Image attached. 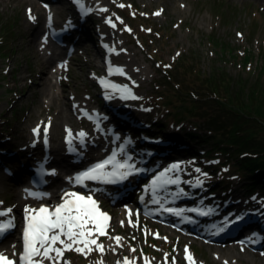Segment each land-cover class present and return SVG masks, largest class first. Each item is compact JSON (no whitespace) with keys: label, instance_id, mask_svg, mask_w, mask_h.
Returning a JSON list of instances; mask_svg holds the SVG:
<instances>
[{"label":"rangeland","instance_id":"374dc122","mask_svg":"<svg viewBox=\"0 0 264 264\" xmlns=\"http://www.w3.org/2000/svg\"><path fill=\"white\" fill-rule=\"evenodd\" d=\"M41 1H43L42 4L47 2ZM93 1L96 2V5H101L100 0ZM14 5L13 3L5 7L3 0H0V133L5 138L4 132L13 134L12 130L16 127L20 129L22 134V128H25L30 137L33 136V129L40 125L41 132H43V127L47 126L48 132L52 134L54 121L47 117L46 106L42 105L44 94L36 89L40 83H35V85L32 78L28 81L19 78L20 72L32 77L41 74V72L35 65V58L38 55L36 54L37 43L32 44V37H30V34L34 33V19L29 18V13L24 8L25 4H20L19 7ZM120 5H124V7ZM98 9L100 7H97L96 11L89 9L87 16L93 20L94 24H101V26L105 23L108 24L114 30L117 41L121 45L123 44L122 50L134 52V56L127 54L128 57L126 58L132 61L125 63V65L127 67L129 64L131 67L137 66L132 68L138 70L136 74L139 76L138 80L130 76V72L126 71L124 65V76L120 77L119 75L117 82L120 85H126L131 93H135L136 90L141 96V98H137L138 103L145 106L146 110L144 107L141 109L146 124H150L145 133L138 127L129 126L127 121L124 122L125 120L120 118V115L124 117L125 115L118 113L108 125H105L104 132L109 126H116L122 134H127L134 140L133 144H135L136 151L141 147L150 148L149 145L146 146L145 141L138 142V140L151 134L154 135L156 132L161 134L167 145H171L172 141H180L177 151H184L186 147L192 148L193 153H190L189 157H185L186 153L181 154L184 163L173 171V178L179 177V182L169 184L170 186L163 184L164 200L174 201L175 204L186 202L190 206L194 204L196 208L201 206V208L208 209L212 204L210 202L213 200L223 202L222 200L236 188L243 193L244 200L250 198L260 200L261 190L247 191L244 187L246 179L241 178L236 171H226L229 166L228 162L225 161L226 157L219 155V159L213 162L221 160L220 164L218 163L217 167H210L213 174L206 172L204 166L211 164L205 162L204 159L199 160L196 154L201 153V149H208L209 143H196L185 139V133L190 131L203 135L205 130L202 127L196 129L195 124L189 120L183 122L172 120V122L170 119L165 130L161 131L159 125L166 120L167 112L162 105L158 104V99L153 97V94L154 86L163 74L169 71L170 74L176 75V70L180 72L178 73L181 75L179 78H184L187 82H192V80L197 82L199 75H202V82L214 78L217 80L214 89L220 92L221 96L236 98L235 100L241 95L242 87L247 93L251 92L253 88L259 93L262 89L264 90V5L256 3L254 0H113L111 8L107 12L101 13ZM46 14L43 11L37 12L35 9L31 11V16L35 17V21L42 23L45 28L43 31L41 30L40 37L43 38L46 35L50 39L49 28L45 26L44 22ZM63 15L65 18L68 17V20L74 19L71 10L65 9ZM109 18L115 25L114 27L107 22ZM48 20L50 19L48 18ZM85 21L87 24L90 22L87 19ZM50 26V28H56L55 30H62L61 27L52 24ZM98 28L101 29L102 27ZM96 31L93 40L89 42V48L95 54L93 47L95 44L100 49L101 54L108 57L106 40L100 36V32L104 31L98 29ZM82 44L83 42H79L78 46H82ZM69 57H67L68 60L65 59L64 65L72 64L73 68L62 74L70 76L63 83V97L67 104L73 108L78 118L73 115L71 125H63L62 134H60L62 140L68 138L66 133L68 129H74L77 132L85 128H89V131L95 129L94 123L97 124V122L85 123L81 116L82 110H84L90 116L95 117L94 113H91V108L86 105L82 106V102H89L90 105L96 107L103 104V96L107 89L98 91L96 80L102 76L106 66L115 67L112 63L113 60L110 63L109 58L103 60L98 54H95V59L88 63V55H86L84 59L92 73L80 74L79 77H76L75 73H80L78 61ZM58 66L61 67L62 63ZM165 70L167 71L165 72ZM80 99H83L82 102H79ZM77 103L81 104L77 107ZM132 105L136 104L133 103ZM81 107L83 109L80 111ZM153 118L157 122L151 121ZM151 123H153L152 131L149 130ZM178 135L184 139L178 140L176 138ZM75 138L77 143L78 137ZM39 140V149L44 150L48 142L45 143L42 138ZM73 144H75L74 141ZM63 153H66L65 148H63ZM36 164L29 167L28 171L34 172ZM144 168L147 169V166ZM197 169L200 171H196ZM23 180L26 182L27 175ZM221 180L227 184L228 188L223 191L217 188L213 192L211 184L217 186ZM8 182L14 183L13 181ZM178 190L183 191L180 197H177ZM216 196L219 197L216 198ZM9 201L10 199L6 194H0L1 209H12L13 207L8 204ZM104 204L106 208L109 206L116 208L113 213L107 209L103 210L110 215L109 226L106 229L107 235L98 238V242L105 246L104 251L94 250L85 255L74 250H65L62 259L57 261V264H97L98 261H103V264H117L118 261L122 262L125 257H128L132 264H145L146 259L149 264H173V258H175V264H189L185 258L186 246L188 254L193 258L192 264H226V262L227 264H243L235 260L226 261L217 257L214 253L216 246L213 243H205L202 238H196L193 231L183 233L176 230L171 231L168 227L165 231L163 230L165 226L142 216L136 217L134 206H130L129 211L125 210L120 215L119 212L127 203L116 202V204H112L107 201ZM32 205L35 208L37 203ZM230 206L234 207L232 204ZM20 209L17 212L12 211L11 216L18 219L24 210L23 204ZM252 209V207L244 206L240 214H247V212L251 214L252 211H255ZM229 212V209L219 213L215 212L213 220L216 222L219 215L224 216ZM191 215H195L193 211H191ZM250 226H256V224L252 222ZM115 236L122 238L119 245L109 238ZM239 239H244V237L238 235L233 240L234 242L229 241L219 246L226 248L234 244L237 245V248H243L238 243ZM263 245L264 239L258 245V249H263ZM108 246L117 247L121 253L110 255ZM16 248L14 253L17 252ZM133 248L135 249L134 252L131 251ZM245 249L250 250L247 246ZM259 253L264 254V251L260 250ZM3 254L10 255L9 258L13 260L16 258L14 254L12 256L9 250L4 251ZM44 264H51V261L44 260ZM246 264H257L256 257L253 260L250 258Z\"/></svg>","mask_w":264,"mask_h":264},{"label":"bare ground","instance_id":"6f19581e","mask_svg":"<svg viewBox=\"0 0 264 264\" xmlns=\"http://www.w3.org/2000/svg\"><path fill=\"white\" fill-rule=\"evenodd\" d=\"M51 1L52 3L45 2L42 4L43 1L41 0H3L5 7H8L10 4L13 3L15 4V7H19L20 4H25V11H28L29 9L32 11L33 9H35L37 12L43 11L44 13H47V16L44 17V22L46 24L45 26L52 24L54 26L61 27L63 31V36H65L64 39L62 38L61 43L52 42L47 38L46 35L41 38L40 33L45 28L42 23H37L35 19L33 20L34 33H32L33 36L32 34H30V37H32V44L37 43L36 54L38 55H36L35 58V65L38 69H40L41 74H37L36 76L33 75L32 77L31 75H24L23 72H20L19 78L23 81H28L32 78V80H34V84L40 83L36 87V89H38L41 93L44 94V97L42 98L44 99L42 100V105L46 106L47 117L51 118L50 120L53 119L54 128L52 129V134L50 132H47V139L49 140V142L47 143L49 145L47 150L39 149V139L42 138L43 140H45L43 132H41L39 136H36L33 133V136L29 137L28 135L30 134L26 132L25 128H22L23 133L21 134L20 129L15 127L14 130H12L13 134H6L4 132L3 135L5 136V138L1 136L2 133H0V194H6L10 199L8 204L10 207H13L11 209V212L20 211V207L22 206V204L24 207L28 206L25 202L27 201V199L21 191L23 189L22 185L25 184L23 178L31 173L28 170L30 169L29 167H31L32 165L36 163H46L51 166H54L57 169L58 175L50 178L49 180L48 188H46V190H49L53 187H58L63 183L62 181L67 171L74 168L75 171L80 170L81 168L85 167L86 164L97 160L98 156H101L102 153L107 149V147L111 145L110 136L107 131L104 132V127L105 125H108L111 119H113L114 116L118 113H123L125 115V121H123H127V124L129 126L132 125L135 128L138 127L142 129L145 133L146 129L148 130V128L150 127V124H146V119H144V113L141 109V107L145 108V106L139 104L138 99H133L131 98V96L126 99H123L121 98L122 94H120L119 91L109 88L106 90L107 92L103 96L104 102L101 106L96 107L90 105L89 102H82L83 99H80L79 101L82 102V106L86 105L88 108H91V112L95 115L94 119L96 122H99V126L93 132L92 129H90L91 131H89V128L82 129L78 132L74 129H68L71 130V133H73V137L72 135H69L68 131H66L68 136L67 139H70L71 142L74 141L75 143V137H79V133L81 131L85 133V136L83 137H86L87 144L84 146L79 145L78 147L80 150H83L85 153H87L86 158L81 160L77 159L75 155H68L66 153H63V148H66V144L68 141L62 140V136L60 135L62 134L61 129L62 127H64V124L71 125V123L73 122V115L74 117L78 118L77 115L74 113L73 108L67 104L66 100L63 97V83L66 82L70 76H65L62 74L66 73L67 70L73 68L72 64H68L67 66L64 65L65 59H67V57H69L70 55V57H72V60L78 61V71H80V73H75V76L79 77L80 74L87 75L92 73L91 68L89 69V65L84 59L86 58V55H88V63H91V61L95 59V54L100 55L103 60H107L109 58L110 63L113 60L112 63L115 67L112 68V72L109 74L104 71L103 74H101L102 76H100L99 78L102 77L104 80L110 82L111 84L120 85L117 80L119 79V75L120 77L124 75L121 74L118 69L122 68L123 72V67L125 63L132 61L128 60L126 57H128L129 54H132L134 56V52L122 50L123 44L121 45V43L117 41L116 36L114 35V30L108 24L105 23L101 26V24L97 25L95 23V25L93 20H91V18L87 16V12L90 11L89 9H91L92 11H96L97 7H100V9L98 10H100L101 13L107 12L109 8H111L113 0H100V6L96 5V2H94L93 0ZM254 1L256 3L264 5V0ZM51 4L53 6H47ZM65 9L71 10L74 19L68 20V17L65 18V16L63 15ZM102 9H106V11H103ZM48 18L50 20H48ZM86 19L90 21L89 24H87V22L85 21ZM98 27L102 28L99 29ZM96 29H98L99 31H104L102 33L100 32V36L104 37L103 39L106 40V45L108 47L109 53L108 57L101 54L100 49L95 44L93 45L95 54L89 48V42L93 40V36L95 35L94 33H97ZM79 42H83L82 46H78ZM53 48V53H51ZM88 52L90 53L88 54ZM90 54H92V56H90ZM61 63L62 66L59 67L58 65H60ZM132 67L136 68L137 66ZM132 67L131 64H129L128 67H125V69L127 72H130L131 77H133L135 80H138L139 76L136 75L138 70L133 69ZM97 89L98 91H100V88L98 86ZM132 95L141 98V96H139L136 90L135 93H132ZM133 103H135L136 105H132ZM80 104L81 103H77V107ZM82 109L83 108L81 107L80 111ZM81 116L82 118H84L83 114ZM84 121L85 123H89L90 120H86L84 118ZM151 121L157 122L154 118L151 119ZM152 125L153 123H151V129H149L151 131ZM140 141H145L146 146L148 147L149 145L150 148L141 147L139 150L136 151L135 144H133L134 140H132L129 146H126V150L133 152V158L130 162L134 161L135 166H147V174L150 177H152L155 172L160 173L163 172L165 169H171V166L173 164H176L178 166L180 164H183L184 160L181 154L186 153L187 155L185 157H189V155H191L186 151H177V146H179L180 141H172L171 145H167L164 138L158 132H156L154 135L151 134L149 136H145L141 138V140H138V142ZM121 157L124 156L121 154ZM143 158L146 160L145 162H141ZM173 171L174 170H170L163 179L166 180L169 178H173ZM7 181H13L14 183H7ZM150 186L152 187V183H150ZM244 187L246 189L245 182ZM233 190L234 191L231 194L227 195L222 200L223 202H219L212 199L213 201L210 202L212 203L210 204L211 207H208V213L205 218L207 220L215 222L213 220L214 214L219 213L225 209H229L231 213L226 217L223 222H216V225L224 226V229L227 230L226 235L231 234L232 236L236 237L238 235H242L245 241L243 244H241V246H243L244 249L237 248V245L234 244L226 248H221L219 245H221L222 243H215L214 246H216V248L214 250V253L217 257L222 258L226 261L235 260L246 264V262L250 258L253 260L256 257L257 264H264V254L259 253L260 250L264 251V249H258V245L264 239V192H262L260 196L261 201L257 200V198H250L248 200H244L245 196L241 191L238 190V188ZM155 191H160L159 193H161L163 191V187L157 186ZM62 192L63 191H60L59 194H62ZM136 192L137 189L135 188L129 194L134 195ZM177 192V197L182 196V190H178ZM93 197L98 201V205L102 211L104 209H107V211H111L112 213L116 211V208L114 206H109L108 208L104 207V203L108 200L104 201L101 198H97V195H93ZM218 197L219 196H216V198ZM112 200L113 201L111 203L116 204V200ZM37 203L39 206L40 204H45L46 202L42 200ZM123 203H127V205H125L124 208L119 212L120 215L121 213H124L125 210L129 211L130 206H134V204L130 200H126L125 202L123 201ZM231 204L234 205L232 209H230ZM244 206H247V208L252 207V210L255 211H252L251 214L247 213L241 215L240 213ZM11 212L8 214V216H2V218L14 219V224H16V221H18L19 218L17 220L15 219V217L13 218V216H11ZM22 213H24V210H22ZM195 217L201 220V218L198 217L197 214L195 215ZM237 217H239L238 220ZM252 222L255 223L256 226H250ZM198 223L199 222L193 223L191 225V228L197 227ZM163 230L166 231L167 228L164 227ZM170 230L173 231V229ZM13 235L14 233L12 232L13 238H10L12 239L11 241H7L4 238L2 239L0 235V240L1 242L3 241V243H0V253H4V251L9 250V252L13 256L17 240V238ZM213 235L224 236L222 233H220V235ZM4 240L7 242H4ZM245 246L249 247L250 250H246ZM113 249H115V251H113ZM108 250L110 251V255L117 254L118 252L121 253V251L114 246H108Z\"/></svg>","mask_w":264,"mask_h":264},{"label":"trees","instance_id":"16d2710c","mask_svg":"<svg viewBox=\"0 0 264 264\" xmlns=\"http://www.w3.org/2000/svg\"><path fill=\"white\" fill-rule=\"evenodd\" d=\"M178 73L177 70L176 75L166 72L154 86L153 97L167 112V118L163 124L160 123L159 129L165 130L170 119L176 122L189 120L196 129L202 127L205 130L203 135L190 131L185 133V139L209 143L208 149H201L202 152L196 154L199 160L204 159L211 164L203 165L206 172L213 174L210 167H217L221 160L213 161L222 155L229 165L226 171H236L246 179L247 191L259 189L264 192V90L259 93L253 88L247 93L242 87L241 95L235 100L221 96L214 89L217 81L214 78L202 82V75H197V82H187L179 78L181 75ZM176 138L184 139L181 135ZM184 151L193 153L191 147H186ZM211 187L213 192L217 188L221 191L228 188L222 180L219 185L211 184Z\"/></svg>","mask_w":264,"mask_h":264},{"label":"snow or ice","instance_id":"6c2138e0","mask_svg":"<svg viewBox=\"0 0 264 264\" xmlns=\"http://www.w3.org/2000/svg\"><path fill=\"white\" fill-rule=\"evenodd\" d=\"M120 6L124 7V5ZM102 10L106 11V9ZM28 13L30 19H35V17L31 16L30 9ZM107 22L112 24L113 27L115 26L110 18ZM128 30L130 31V29ZM118 71L123 74L121 69H118ZM109 72L111 73V69H109ZM100 83L105 89L111 88L119 91L123 99L129 96L133 99L138 98L132 95L131 90L126 85L111 84L103 78H101ZM67 131L71 135V130ZM47 132L48 127H43L45 143L47 142ZM33 133L39 136L41 126L38 125L34 128ZM79 136L83 137L85 133L81 131ZM130 160L131 157L123 161L116 160V154L113 153L107 159L78 173L74 177V181L76 184H83L86 180H102L105 183L123 181L130 175L140 171L129 162ZM109 165L112 166L111 170L108 169ZM177 167L178 165L173 164L171 169H165L154 177L152 181L153 192H155L157 186L177 184L179 182V177L163 179L170 170H175ZM52 171L54 174V170ZM196 171L199 172L200 170L197 169ZM198 183L200 182L198 181ZM32 195H35V193H32ZM153 202L159 203V201L155 200ZM165 211L175 212L177 215H180L183 210L166 208ZM10 212L11 209L0 211V216H8ZM238 219L239 217H237ZM109 220V214L100 209L98 201L94 199L93 195H83L75 191H66L63 197H61V202L52 207L47 205H41L38 208L25 206L23 251L19 254V264H44V260L51 261V264H57V261L62 259L65 250H74L77 253L85 255L94 250L103 252L105 246L98 242V238L107 235L106 228ZM14 226V219H7L6 222L0 223V232H4ZM109 238L116 241L117 245H119L122 239L119 236ZM131 251L134 252L135 249L133 248ZM165 255L167 256V254ZM185 258L189 261V264H192L193 258L188 254L187 246L185 247ZM0 264H17V261L0 253ZM97 264H103V261H98ZM117 264H132V261L128 257H125L122 262L118 261ZM145 264H149L147 259L145 260ZM173 264H175V258H173Z\"/></svg>","mask_w":264,"mask_h":264}]
</instances>
